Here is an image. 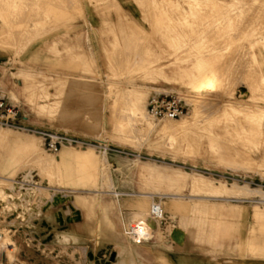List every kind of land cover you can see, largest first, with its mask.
<instances>
[{"label": "rangeland", "instance_id": "obj_1", "mask_svg": "<svg viewBox=\"0 0 264 264\" xmlns=\"http://www.w3.org/2000/svg\"><path fill=\"white\" fill-rule=\"evenodd\" d=\"M215 71L223 76L222 88L205 99L192 81ZM66 72L83 74L99 89L103 134L86 157L78 153L90 143L58 125L65 117ZM142 90L153 121L196 117L167 134L153 132L130 105ZM158 94L180 96L189 115L152 116L149 100ZM0 98L19 111L14 124L0 120V131H13L0 139V190L9 193L0 198V264H98V241H71L65 231L69 222L82 232V212L86 223L95 224L99 195L66 189L109 184L110 147L130 157L185 147L190 163L212 158L214 168L224 171L244 166L264 173V0H0ZM46 133L69 139L51 151L44 146ZM32 134L36 140L29 145ZM66 146L72 153L62 159ZM30 185L34 197L26 192ZM251 189L259 192L246 195L264 196ZM152 205L143 210L148 218ZM163 219H153L150 234ZM11 245L15 255L4 251Z\"/></svg>", "mask_w": 264, "mask_h": 264}, {"label": "crops", "instance_id": "obj_2", "mask_svg": "<svg viewBox=\"0 0 264 264\" xmlns=\"http://www.w3.org/2000/svg\"><path fill=\"white\" fill-rule=\"evenodd\" d=\"M65 76V117L58 125L70 130L75 139L97 144L95 140L103 134L99 121V89L83 74L73 78V72H66ZM109 150L110 163L113 164L109 184L100 181L98 189H66L68 192L99 195L95 224L86 223L85 213L82 212V232L75 223L69 222L65 231L67 239L71 241L97 240L98 264H119L121 260L125 264H264V196L197 195L198 192L191 191L193 184L190 186L193 177L204 175L215 178L217 183L219 180H228L229 184L236 181L264 191V173L251 174L244 166L224 171L214 168L212 158L203 159L201 163H190L187 162L185 147L176 148L173 153L148 151L145 156L138 153L135 157L125 155L114 146ZM241 153L244 160V151ZM260 154L259 151L258 161ZM134 162L138 164L134 166ZM181 176L184 180H180ZM184 177L189 178L186 180ZM146 199L151 204L156 201L163 203L165 218L160 223L156 222L150 237L137 243L126 230L144 212V208L138 205L143 200L142 203L146 205ZM255 206H258V211ZM91 207L95 208L94 205ZM93 234L96 236L91 237ZM126 243L130 245L129 248L121 250Z\"/></svg>", "mask_w": 264, "mask_h": 264}, {"label": "bare ground", "instance_id": "obj_3", "mask_svg": "<svg viewBox=\"0 0 264 264\" xmlns=\"http://www.w3.org/2000/svg\"><path fill=\"white\" fill-rule=\"evenodd\" d=\"M166 3V2H165ZM51 4V3H50ZM212 4V3H211ZM218 4V3H217ZM6 5V4H5ZM222 5V4H221ZM11 6V5H10ZM16 6V5H15ZM208 6H210V5H208ZM194 7V6H193ZM192 7V8H193ZM220 7V6H219ZM261 7V6H260ZM36 8V7H35ZM72 8H73V6H72ZM195 8V7H194ZM22 10H23V8H22ZM196 10H197V8H196ZM4 11V10H3ZM218 11V10H217ZM221 11V10H220ZM166 12V11H165ZM189 12V11H188ZM10 13V12H9ZM25 13V12H24ZM192 14H194V12H191ZM5 14V13H4ZM218 14V13H217ZM25 15V14H24ZM54 15H55V13H54ZM160 15V14H159ZM188 16V15H187ZM194 16V15H193ZM226 17V16H225ZM249 17V16H248ZM5 18V17H4ZM227 18V17H226ZM183 19V18H182ZM184 19H186V18H184ZM183 19V20H184ZM211 19V18H210ZM218 19V18H217ZM247 20V19H246ZM185 21V20H184ZM187 22V21H186ZM190 22V21H189ZM195 22V21H194ZM193 22V23H194ZM213 22V21H212ZM255 22V21H254ZM243 23V22H242ZM257 23V22H256ZM19 24V23H18ZM190 24V23H189ZM192 24V23H191ZM216 25H217V23H216ZM254 25H255V23H254ZM12 26V25H11ZM181 26V25H180ZM213 26V25H212ZM220 26V25H219ZM167 27V26H166ZM193 27V26H192ZM12 29V28H11ZM222 29V28H221ZM167 30V29H166ZM218 30V29H217ZM216 30V31H217ZM225 30V29H224ZM169 31V30H168ZM227 31V30H226ZM194 32V31H193ZM219 32V31H218ZM229 32V31H228ZM199 33V32H198ZM213 33V32H212ZM222 33V32H221ZM197 34V33H196ZM195 34V35H196ZM217 34V33H216ZM227 34V33H226ZM220 35V34H219ZM221 36V35H220ZM223 36V35H222ZM225 37V36H224ZM222 39V38H221ZM225 39V38H224ZM227 39V38H226ZM219 40V39H218ZM233 42V41H232ZM217 43V42H216ZM231 43V42H230ZM223 45V44H222ZM238 46V45H237ZM222 47V46H221ZM237 50V49H236ZM227 56V55H226ZM231 57V56H230ZM253 57V56H252ZM234 58V57H233ZM247 58V57H246ZM227 59V58H226ZM239 59V58H238ZM228 60V59H227ZM230 61V60H229ZM241 61V60H240ZM245 62V61H244ZM248 62V61H247ZM230 63V62H229ZM241 63V62H240ZM250 63H251V61H250ZM249 64V63H248ZM137 65V64H136ZM251 65H252V63H251ZM250 65V66H251ZM248 66V65H247ZM237 67V66H236ZM235 67V68H236ZM239 68V67H238ZM257 68V67H256ZM148 69V68H147ZM210 69V68H209ZM137 70V69H136ZM144 70H145V68H144ZM143 70V71H144ZM212 70H214V69H212ZM238 70V69H237ZM155 71V70H154ZM153 71V72H154ZM252 71V70H251ZM254 71V70H253ZM252 71V72H253ZM152 72V73H153ZM145 73V72H144ZM255 73V72H254ZM156 74V73H155ZM147 75V74H146ZM126 77V76H125ZM145 77V76H144ZM222 78H223V76L220 74V73H218V72H212L210 75H206V76H204L202 79H198V80H195L194 82L192 81V87L195 89V90H199L200 91V94H201V96L203 97V98H205V99H207V98H209L210 97V95L212 94V93H215V92H218V91H220L221 90V88H222V86L220 85L221 83H219V81L220 80H222ZM141 79V78H140ZM134 80V79H133ZM260 84V83H259ZM263 86V85H262ZM259 88V87H258ZM256 89V88H255ZM229 90V89H228ZM263 91V90H262ZM126 92V91H125ZM253 92V91H252ZM138 94H136L137 96L133 99V100H131L132 101V103H130V105L132 104V110H136L137 112H139V113H137V115L138 114H140L139 116H141V118H142V120H143V123H145L146 125H147V127H149V128H151L152 130H153V132H158L159 134H167V132H169L170 130L171 131H173V130H175V129H178V128H182V127H186V126H188L189 125V123H191V120L192 119H194L195 117H196V115H194V114H192L190 117H188V119H186V120H184V121H182V122H180V123H168V122H164V123H157V122H155V121H153L147 114H146V112H145V109L147 110V108H146V105H147V100H146V92H143V90L142 91H140V92H137ZM259 93V92H258ZM263 93V92H262ZM261 93V94H262ZM125 94V93H124ZM255 94H257V93H255ZM254 94V95H255ZM260 94V95H261ZM253 95V94H252ZM258 95V94H257ZM263 97V96H262ZM254 98V97H253ZM259 99V98H258ZM205 102V101H204ZM206 103V102H205ZM216 103V102H215ZM220 104V103H219ZM217 105V104H216ZM205 106V105H204ZM215 107V106H214ZM205 108V107H204ZM135 112V111H134ZM195 112V111H194ZM136 113V112H135ZM140 118V119H141ZM132 119V118H131ZM133 120V119H132ZM144 124V125H145ZM253 125V124H252ZM149 130V129H148ZM151 131V130H150ZM13 131L12 130H5V131H0V139L1 138H3V136H5V134H10V133H12ZM136 132V131H135ZM138 132V131H137ZM149 132V131H148ZM178 132V131H177ZM11 136V135H10ZM28 138H29V140H28V143H29V145H32V144H34L35 143V140H36V135H34V134H32V135H28ZM37 138H39V137H37ZM67 139H69L68 137L66 138V140ZM175 139H176V137H175ZM71 141V140H70ZM192 142V141H191ZM22 143V142H21ZM63 145V144H62ZM88 147L86 148V149H84V150H82L81 152H79L78 154H79V156L80 157H86L88 154H91V152H92V150L93 149H95L96 147L95 146H93V145H91V144H89V145H87ZM26 147V146H25ZM72 147V146H71ZM34 148V147H33ZM40 149V148H39ZM41 150V149H40ZM102 150H106V148H103ZM60 156L59 157H61L62 159H65V158H67V156L69 155V154H71L72 153V151L70 150V149H68L67 148V146L66 147H64V148H62L60 151ZM42 154V153H41ZM47 154V153H46ZM93 154H95L96 155V153H93ZM17 155V154H16ZM24 155V154H23ZM59 155V154H58ZM94 155V156H95ZM35 156V155H34ZM42 156V155H41ZM37 158V157H36ZM44 158H46V157H44ZM50 158V157H49ZM49 158H47V159H49ZM17 159V158H16ZM41 159V158H40ZM151 159V158H150ZM34 160V159H33ZM32 160V161H33ZM44 160V159H43ZM54 160H55V158H54ZM53 160V161H54ZM145 162V161H144ZM6 163V162H5ZM41 163V162H40ZM47 163H49V162H47ZM39 164V163H38ZM51 164V163H50ZM52 164H53V162H52ZM144 164V163H143ZM7 165V164H6ZM42 165V164H41ZM158 165V164H157ZM36 166V165H35ZM52 166V165H51ZM143 166V165H142ZM153 166V165H152ZM154 167H155V165H154ZM156 167H159V166H156ZM153 168V167H152ZM52 169V168H51ZM156 169V168H155ZM40 172V171H39ZM48 172V171H47ZM174 172V171H173ZM195 173V172H194ZM48 174H49V172H48ZM174 174V173H173ZM179 174L181 175V173L179 172ZM178 174V175H179ZM184 174V173H183ZM182 174V175H183ZM185 174H187V173H185ZM184 174V175H185ZM175 175V174H174ZM173 175V176H174ZM160 176V175H159ZM176 176V175H175ZM169 177V176H168ZM191 177V176H190ZM193 177V176H192ZM7 178H9V176L8 177H6V180H7ZM10 178H11V176H10ZM179 178H181L180 180H184L183 179V177L181 176V177H179ZM179 178L176 180V182L177 181H179ZM185 178V177H184ZM187 178H189V177H187ZM187 178H185L186 180H188ZM169 179V178H168ZM167 180V179H166ZM32 181V180H31ZM169 182H170V180H168ZM172 181V180H171ZM175 181V180H174ZM190 181V180H189ZM193 183H195V185L193 186V188L195 187V186H197L198 188L197 189H199V192L200 193H206V194H210L212 197H213V195H228V194H230V193H232L233 195L234 194H237V193H239L238 191L239 190H241V192H240V194L242 195V194H244L245 196H246V193H248V192H250V193H254V192H259V190H253V189H251V188H249L248 187V185H237V183H231V184H229L228 183V180L227 181H218V183L216 182V180H215V178H210V177H208V176H204V175H201L200 177H193L192 178V180H191ZM2 182H4V181H2ZM30 182V181H29ZM175 182V183H176ZM7 183H8V181H7ZM193 183H191L190 182V186H191V184H193ZM27 186V185H26ZM30 186H32V187H29V188H27V193H29V196L28 197H31V196H33L34 195V193H35V189H36V187L34 186V185H30ZM196 188V187H195ZM38 189V188H37ZM191 189V188H190ZM196 189V190H197ZM45 190V189H44ZM192 191V190H191ZM193 191H194V189H193ZM198 191V190H197ZM237 191V193H235ZM247 191V192H246ZM37 192V191H36ZM100 192V191H99ZM115 192V191H114ZM118 192V191H117ZM120 192V191H119ZM144 194H147V193H149V192H147V193H145V192H143ZM153 193V192H152ZM155 193V192H154ZM153 193V194H154ZM159 193V192H158ZM6 194H9V193H6L5 191H3V190H0V198H4L5 197V195ZM118 194H121V193H118ZM118 194H115V195H118ZM124 194V193H123ZM199 193H197V195H198ZM24 195H26V193L24 194ZM23 195V196H24ZM149 195V194H148ZM147 195V196H148ZM156 195V194H155ZM196 195V194H195ZM201 195V194H200ZM239 195V194H238ZM47 196H48V194H47ZM46 196V197H47ZM51 196V195H50ZM121 196V195H120ZM144 196V195H143ZM154 196V195H153ZM178 196V195H177ZM204 196V195H203ZM209 196V195H208ZM7 197H9L8 195H7ZM34 197V196H33ZM52 197V196H51ZM51 197H49V198H51ZM142 197V196H141ZM140 197V198H141ZM146 197V196H145ZM160 197V196H159ZM163 197V196H162ZM171 197H173V195L171 196ZM174 197H175V195H174ZM194 197V196H193ZM205 197V196H204ZM10 198V197H9ZM25 198V197H24ZM53 198V197H52ZM51 198V199H52ZM137 198V197H136ZM139 198V197H138ZM144 198V197H143ZM176 198V197H175ZM178 198V197H177ZM202 198V197H201ZM208 198V197H207ZM214 198H215V196H214ZM7 199V198H6ZM11 199V198H10ZM204 199V198H203ZM8 200V199H7ZM139 200V199H138ZM147 200V199H146ZM3 201V200H2ZM143 201H145V200H143ZM143 201H141V203L138 205L140 208H145V205H144V203H142ZM136 202V201H135ZM44 203H45V201H44ZM43 203V204H44ZM136 203H138V202H136ZM146 203V202H145ZM147 203H148V200H147ZM156 204H159V205H161L162 207H163V205H162V203L160 202V201H156L155 202ZM154 204V203H153ZM134 205H136V204H134ZM152 205V204H151ZM259 206V205H258ZM134 208H136V206H134ZM139 208V210H141ZM137 209V208H136ZM134 211H136V210H134ZM45 212V211H44ZM128 212H129V210H128ZM144 213V212H143ZM139 214L140 216L135 220V221H133L134 222V224H130V228H129V234L131 235V237H132V239H133V241L134 242H137V243H141L144 239H140L142 236H147V234L149 235L150 234V227H152V225H154L153 224V218H151L150 216V218H148V216H145V214ZM150 213V212H149ZM259 213V212H258ZM131 215H134V213L133 214H131ZM129 216V215H128ZM131 217V216H130ZM132 219H135V218H133L132 217ZM137 233V234H136ZM136 235V236H135ZM140 237H139V236ZM150 237V236H149ZM129 244L128 243H126V244H124V245H122L121 247L122 248H124L125 250L127 249V248H129ZM132 250H134V249H132ZM5 251V253H6V249L4 250ZM14 251H16V249L14 250ZM136 253H137V251H136ZM7 254V253H6ZM122 263V260L119 262V264H121ZM124 264V263H123Z\"/></svg>", "mask_w": 264, "mask_h": 264}, {"label": "built area", "instance_id": "obj_4", "mask_svg": "<svg viewBox=\"0 0 264 264\" xmlns=\"http://www.w3.org/2000/svg\"><path fill=\"white\" fill-rule=\"evenodd\" d=\"M149 113L159 119H181L190 113V109L183 102L182 98L176 94H158L151 96L148 104ZM19 119V111L17 107L5 99L0 98V120L5 123L14 124ZM65 135L46 133L44 138V146L51 151H57L62 142L66 140ZM150 216L155 220H161L164 211L159 204H153L150 209ZM6 253L15 255V246L5 248Z\"/></svg>", "mask_w": 264, "mask_h": 264}]
</instances>
